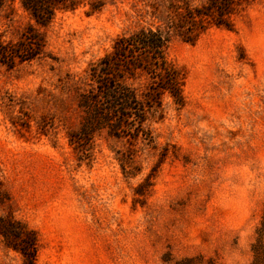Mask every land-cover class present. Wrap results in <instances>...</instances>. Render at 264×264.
<instances>
[{"label": "rangeland", "instance_id": "1", "mask_svg": "<svg viewBox=\"0 0 264 264\" xmlns=\"http://www.w3.org/2000/svg\"><path fill=\"white\" fill-rule=\"evenodd\" d=\"M80 2L46 24L0 5L3 43H41L0 62V218L33 236V264H247L264 211V0ZM149 27L169 29L183 105L164 94L114 135L91 66ZM122 82L140 95L149 78ZM25 262L0 233V264Z\"/></svg>", "mask_w": 264, "mask_h": 264}, {"label": "trees", "instance_id": "2", "mask_svg": "<svg viewBox=\"0 0 264 264\" xmlns=\"http://www.w3.org/2000/svg\"><path fill=\"white\" fill-rule=\"evenodd\" d=\"M4 0H0L2 5ZM20 5L39 23L46 24L57 11L75 10L80 0H19ZM205 6L203 9H207ZM97 8H90L89 13ZM202 9L198 12L202 13ZM207 11V10H206ZM205 14V12H203ZM169 29L140 28L128 35L117 36L112 49L91 66V77L96 81L97 91L89 101L103 100L104 124L117 135L121 128L129 124L142 125L147 113L161 110V98L168 94L173 102L183 105L182 78L166 58L169 44ZM34 44V46H31ZM40 40L36 36L24 35L16 43L0 40V62L10 64L11 59L30 60L39 54ZM141 72L148 76L147 90L138 95L134 88L122 82L126 75ZM99 97V98H98ZM96 112H99L98 110ZM133 122V123H132ZM0 233L7 239V245L18 249L26 259L25 264H33L34 238L26 236L25 230L14 224L11 227L0 218ZM252 258L247 264H264V211L255 228V238L251 244ZM175 264H214L200 258H186Z\"/></svg>", "mask_w": 264, "mask_h": 264}]
</instances>
